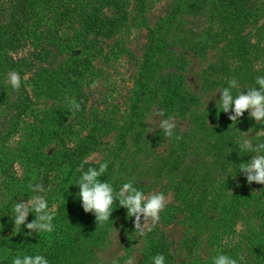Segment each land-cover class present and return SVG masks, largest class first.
Here are the masks:
<instances>
[{
    "label": "rangeland",
    "instance_id": "rangeland-1",
    "mask_svg": "<svg viewBox=\"0 0 264 264\" xmlns=\"http://www.w3.org/2000/svg\"><path fill=\"white\" fill-rule=\"evenodd\" d=\"M66 1L50 0L51 7L40 12L56 19L61 39L76 33L84 23L82 0H70L69 16L59 17L58 7ZM91 1L83 2L89 5ZM122 1V10L128 15L118 22L113 37L86 50L88 63L82 77L66 86L59 101L55 96L36 98L31 92L30 108H26L17 128L4 141L11 120L14 122L9 101L17 94V89L7 82V74H21L30 91V77L39 65L47 67L50 60L54 67L64 54L55 48L56 58L42 54L34 57L35 44L12 38L15 26L6 27L10 6L16 0H0L1 48L17 61L14 68L0 67V141L9 148V154L13 148L29 147L48 157L47 186L50 184L51 192L39 194L45 196L50 209L55 205L53 232L28 235L30 230L25 225L20 238L24 242L37 241L48 255L54 253L51 258L56 263L48 260L49 264H124L129 257L139 264L142 260L145 235L133 231L136 242L131 245V252H126L127 230L118 201L113 204L110 220L98 225L95 215L83 210L75 184L78 179L66 190V166L60 162L62 149L78 146L79 140L89 134L96 143L84 158L94 165H98L97 161L108 162V170L100 177L102 181L119 190L124 182L134 178L135 187L146 195L163 192L169 201L166 206L174 211L182 209L179 221L154 226L165 232L166 253L161 254L167 264H202L217 254L229 255L242 264L240 256L254 250L249 238L252 230L260 227L248 219L249 212L242 216L241 210L234 207L237 199L255 204L264 195V185L249 184L239 172L240 163L250 160L253 153L235 147L244 138L242 132L249 130L256 143L255 132L264 128V123H257L248 112L233 122L229 113L217 108V101L228 80L234 78L239 90L246 92L256 86V77L264 76V0H252L249 19L235 26L228 24L225 31L215 16L217 7L222 5H215L213 0H146L143 13L132 9L135 0ZM103 11L117 15L112 6H105ZM235 37L238 42L234 45ZM115 39L119 43L118 54L109 52L105 44ZM253 44L255 48L249 47ZM71 54H75L74 49ZM94 81H98L95 89L90 87ZM232 93L235 96L237 89H232ZM66 98H75L81 110L73 113ZM56 105L68 108L69 118L79 115L74 118L72 132L68 133L66 127L58 136L36 138L32 127L45 120ZM160 112L162 117L156 115ZM170 116L176 123L171 138L158 126L160 119ZM177 136L182 139L177 140ZM49 164L58 167L51 169ZM205 164L208 168H204ZM46 168H42L43 173ZM13 169L18 180L28 179V185L33 182L34 176L30 177L31 173L18 160H14ZM176 189L184 190L187 203L176 198ZM66 193L77 198L73 206L67 202ZM3 200L1 189L0 204ZM229 213L235 224L226 231L228 227L218 226V221L225 220L223 217ZM34 218L32 213L29 222ZM131 226L128 230H135L134 223ZM14 229L13 222L6 235L16 237ZM66 231L75 233L72 240H67ZM55 235L59 236L56 239L67 241L66 250L57 252ZM239 245L242 251H238ZM22 249L16 245L12 255L20 256ZM255 252L251 251L250 256H255Z\"/></svg>",
    "mask_w": 264,
    "mask_h": 264
},
{
    "label": "trees",
    "instance_id": "trees-1",
    "mask_svg": "<svg viewBox=\"0 0 264 264\" xmlns=\"http://www.w3.org/2000/svg\"><path fill=\"white\" fill-rule=\"evenodd\" d=\"M83 1L84 0H82V8L84 12L82 11V13L84 14V23L81 24L80 28L76 29V33L68 35L65 39L58 37L56 19L40 15L41 11H46L51 7L50 0H41L38 5L35 4L36 0H16V2L10 6V20L6 27L11 29L12 26H15L11 33L12 38L15 37L18 40L22 38L23 41L35 44L32 52L36 58L40 57L41 54L45 55V57H52L51 59H53V57L56 58L58 54L54 52L55 48L58 49L59 54L64 55L54 67L51 65L52 61L50 60L47 61V67H44L42 64L39 65V69L34 71L33 76L30 77L32 86L30 91L20 74V87L17 90L15 98L9 101L14 122L11 120L10 128L3 136L4 141L5 138L7 140L9 133L17 128L20 117L26 112V108H30L32 95L34 97L36 96V98L42 95L46 97L55 96L58 97L59 101V97L66 86L70 85L72 82H76L78 78L82 77L85 64L88 63L84 56V53L87 52L86 50L94 48L98 46V44L100 46L103 39L113 37L114 29L118 26V22L128 15L126 11L122 10V6L124 5V1L122 0H92L89 5L84 4ZM145 1L146 0H135L132 9L138 13H143L146 6ZM251 1L252 0H213L215 5L217 3L222 5L221 7H217L215 13V16L222 22L221 30H228V24H230V26H235L237 22L242 23L247 21L251 13ZM66 3L62 2L58 7L60 8V18H65L70 14L72 3L70 0H67ZM105 6L114 7L117 15L103 11ZM32 18L34 19L32 21L34 22L33 25L30 23ZM42 27L44 29H41ZM1 42L2 39L0 36V67H16L17 61L14 60L9 52L2 50ZM235 42H238L237 37L233 39L234 45L236 44ZM105 44L109 46V52L118 54L117 52H119L120 49L117 48L119 43L116 39L111 43ZM255 46L256 44H253L249 47L255 48ZM73 49L75 54H71ZM70 113L68 108L60 105L51 107L46 119H42L40 124H36L32 127V133L36 135V138H41L43 135L54 137L64 133L66 127L70 130L68 133H71L74 127V118H77L79 115L76 114L74 118H69V116L66 115ZM79 141L80 144L78 146L66 147L62 149V153L60 154V162L66 166L65 175H67V179L64 180L66 183V190L73 184V181L79 179L81 173L77 172L76 169L85 159L84 154L92 148V144L96 143V138L88 134ZM236 145L237 147H235V149H238L239 142ZM7 149L9 148L3 144V141H0V192L2 189V195L4 197L3 202L0 204V264H12V260L16 257L12 255V249H14L16 245L23 248L20 255L21 257L23 255L41 254L50 260L51 263H56V261H53L51 258L54 253L48 255V252L42 250L40 245L37 244V241H22L20 237L22 236V228L24 226L18 229L16 237L6 235V232L10 230L14 222L11 217L13 215V205L16 202L26 201L27 197L34 194L30 191L26 183L28 179H17L16 172L13 169L14 160H18L20 164L25 166L26 171L31 173L30 177L34 176L32 184L41 183L46 190L44 193L51 192L50 184L47 186L49 183L47 175L49 174H46V172H49V169L46 168L48 157L45 154L36 153L29 147L13 148L10 154L7 153ZM49 167L55 169V167L58 166L57 164L55 166L49 164ZM88 167H98V165L89 162L85 165V169ZM42 168L43 170L46 168L45 173H43ZM204 168H208L206 164ZM176 190V198L182 203H187V195L184 194V190ZM65 196L70 206L76 203V197L71 196L69 193H66ZM237 202L234 208L241 210L242 216L245 214V211H247V213L249 212L248 219L255 220L258 227H260L259 229L254 228L252 230L253 235L249 237L251 246L256 250L255 256H250L251 251L254 250H248L249 252L241 255L243 260L239 259V261L242 264H264V195L257 199L253 205L250 204L249 201L247 204V202L241 199H237ZM120 210L123 216L124 229L127 230L124 236V247L126 248V252L130 253L132 250L131 245H134L136 239L134 235L135 230H128V228H132L131 224L134 223L135 218L128 217L127 209L120 207ZM31 214L32 213H29L27 222L31 219ZM181 214L182 209L174 211L172 207L166 206L160 213L159 222L179 221ZM223 218H225V220L222 219L220 222L218 221V226L228 227L226 231H228L229 228H233L235 220L231 217L230 213ZM164 233L162 229L154 227L151 231H147V234L144 236V244L146 247L145 255L142 257L139 264H152V258L155 255L161 254L162 252L166 253V235ZM74 234V232L66 231V236H68L67 240H72L71 237L74 236ZM246 236L247 235H244L243 237L246 238L245 240H247ZM58 237L59 236L55 235V242L58 244V247L56 246L58 249L57 252H62L66 250L67 241H64V239L61 240L60 238L56 239ZM239 250L242 251V245L238 246V251ZM212 261L211 258L206 261V263L202 264H212ZM117 264L119 263L117 262Z\"/></svg>",
    "mask_w": 264,
    "mask_h": 264
},
{
    "label": "clouds",
    "instance_id": "clouds-1",
    "mask_svg": "<svg viewBox=\"0 0 264 264\" xmlns=\"http://www.w3.org/2000/svg\"><path fill=\"white\" fill-rule=\"evenodd\" d=\"M7 82L13 89H19L21 84L20 74L16 71H11L7 74ZM228 86L219 91L220 99L217 101V108L222 109V112L229 113V119L233 122L239 121L245 112L249 113V117L257 123H264V76H258L255 79V85L245 90H239L237 80H228ZM98 86V81H94L90 87L95 89ZM257 86H259L257 88ZM232 89H237V94L234 96ZM68 99V98H66ZM71 111L74 113L81 110V104L75 98L68 99ZM157 116L162 117L163 113H157ZM159 129L165 136L171 138L173 130L176 128L175 118L168 117L158 121ZM251 131L242 132L244 137L239 141L241 151L253 153L251 159L247 162H242L239 165V172L243 173L247 182H253L264 185V128L255 132L256 143H253V137H250ZM177 140L182 139L181 136L176 137ZM90 162L89 158H85L77 172L81 173L76 185L79 188L78 197L82 202L83 210L86 213L95 215L98 225H103L110 220L114 211L113 204L118 201L119 207L127 209L128 217L135 218V232L139 236L145 235L146 231H151L152 228L159 223L160 213L165 209L169 202L163 192L153 191L145 194L134 185V178H130L124 182L119 190H116L113 185L107 181H102L101 176L108 170V162L97 161L98 167H88L85 165ZM32 196L28 200L16 202L13 205L12 220L14 221L16 233L21 226L27 227L30 231L28 235L33 233H51L54 231L55 225V205L52 209L49 208L48 202L44 195L46 190L41 183L28 185ZM29 213H34L35 218L31 222L28 221ZM7 251V250H5ZM213 264H238V260L229 255L217 254L213 258ZM243 260V257H240ZM12 264H49L48 259L41 254L36 255H17ZM113 264H117L113 261ZM124 264H137L134 257H129L124 261ZM152 264H166L165 256L157 254L152 258Z\"/></svg>",
    "mask_w": 264,
    "mask_h": 264
}]
</instances>
